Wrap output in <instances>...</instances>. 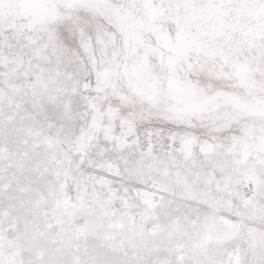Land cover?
<instances>
[{"label":"snow or ice","instance_id":"obj_1","mask_svg":"<svg viewBox=\"0 0 264 264\" xmlns=\"http://www.w3.org/2000/svg\"><path fill=\"white\" fill-rule=\"evenodd\" d=\"M0 264H264V0H0Z\"/></svg>","mask_w":264,"mask_h":264}]
</instances>
